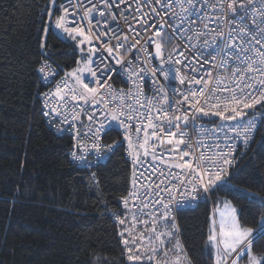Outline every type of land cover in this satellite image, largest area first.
I'll return each mask as SVG.
<instances>
[{
    "label": "snow or ice",
    "instance_id": "snow-or-ice-1",
    "mask_svg": "<svg viewBox=\"0 0 264 264\" xmlns=\"http://www.w3.org/2000/svg\"><path fill=\"white\" fill-rule=\"evenodd\" d=\"M40 21L43 86L62 70L49 63L51 39L77 57L54 89L38 92L43 115L118 226L124 264H193L174 213L209 199L207 264H264V211L233 204L264 209L258 170L239 180L264 129V0H48ZM115 78L127 88L115 89ZM189 129L211 142H192ZM113 135L122 139L106 143ZM125 143L130 188L113 212L103 169Z\"/></svg>",
    "mask_w": 264,
    "mask_h": 264
},
{
    "label": "trees",
    "instance_id": "trees-1",
    "mask_svg": "<svg viewBox=\"0 0 264 264\" xmlns=\"http://www.w3.org/2000/svg\"><path fill=\"white\" fill-rule=\"evenodd\" d=\"M47 4L48 0H0V264H98L99 258L124 264L118 226L97 203L99 193L74 171L65 147L67 137L55 135L41 113L38 92L43 88L34 68L41 58L37 44L41 9ZM49 46L51 61L62 73L76 67L77 57L66 43L53 38ZM262 137L264 129L255 136L253 152L242 161L245 173L240 181L251 183L248 173L253 169L264 178ZM113 140L118 136L106 139ZM130 173L123 148L103 169V195L111 200L113 212L127 194ZM248 190L260 188L253 184ZM212 204L211 199L200 202L176 216L179 238L193 264L201 260L207 264V252L201 249H206L205 221ZM233 204L243 207L245 214L264 211L243 200Z\"/></svg>",
    "mask_w": 264,
    "mask_h": 264
},
{
    "label": "built area",
    "instance_id": "built-area-1",
    "mask_svg": "<svg viewBox=\"0 0 264 264\" xmlns=\"http://www.w3.org/2000/svg\"><path fill=\"white\" fill-rule=\"evenodd\" d=\"M177 10H179V9H177ZM53 32H55L56 30L55 29H53L52 30ZM57 35H59V33H57ZM49 63H53L51 60H49ZM53 67L55 68L56 67V65L53 63ZM58 72H59V74L58 75H56L53 79H52V82L50 83V84H48L47 86H43L42 84V88H43V91L42 92H44V91H47L49 88H52V89H54V87H55V84H56V82L57 81H59L61 78H63L64 77V75H65V72L64 73H61V71L60 70H58ZM38 76V75H37ZM39 78V77H38ZM39 81H40V79H39ZM40 83H41V81H40ZM177 86H179L178 84H177ZM113 87L115 88V89H120V88H127V85L125 84V83H123L119 78H115V80H114V84H113ZM146 92H147V89H146ZM149 95H151V93H148ZM39 100H40V106H41V113H42V116H43V119H44V121H45V123H46V125L50 128V130L55 134V135H57L56 134V132H55V129L52 127V126H50V124L48 123V118L47 117H45L44 115H43V112L44 111H47V109H44L43 107H42V97L41 96H39ZM209 118H205V122L208 120ZM217 122H219L218 121V118H214ZM205 126L206 127H209V128H214L215 127V124H207V123H205ZM189 131V135L191 136V138H192V142H196L197 140H203L205 143H209V142H211V138L210 137H208V136H203V135H198L197 134V132H195V131H192L191 129H189L188 130ZM58 136V135H57ZM119 139H122V136H118V140ZM106 143H112V142H108V141H106ZM126 147H127V145H126V143H125V145H124V148H123V154H124V156H125V154H126V152H125V150H126ZM69 160H70V162H71V158L69 157ZM72 163V162H71ZM73 164V163H72ZM129 168H130V166H129ZM131 171V170H130ZM130 178H131V173H130ZM129 188H130V184H129ZM128 188V189H129ZM127 194H128V192H127ZM126 194V195H127ZM207 201H210V199L209 200H207ZM200 202H205L204 200H201V201H199V202H197V203H194L191 207H188V208H193V207H195L198 203H200ZM188 208H186V209H188ZM185 209V210H186ZM177 214L178 213H174V215H175V217L177 216Z\"/></svg>",
    "mask_w": 264,
    "mask_h": 264
},
{
    "label": "rangeland",
    "instance_id": "rangeland-1",
    "mask_svg": "<svg viewBox=\"0 0 264 264\" xmlns=\"http://www.w3.org/2000/svg\"><path fill=\"white\" fill-rule=\"evenodd\" d=\"M221 198H224V197H217V199H221ZM213 207H214V205L212 204L211 212L213 210Z\"/></svg>",
    "mask_w": 264,
    "mask_h": 264
}]
</instances>
